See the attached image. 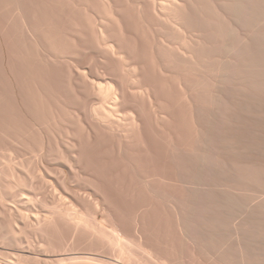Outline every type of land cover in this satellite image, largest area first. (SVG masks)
Instances as JSON below:
<instances>
[{"label": "rangeland", "instance_id": "rangeland-1", "mask_svg": "<svg viewBox=\"0 0 264 264\" xmlns=\"http://www.w3.org/2000/svg\"><path fill=\"white\" fill-rule=\"evenodd\" d=\"M14 263L264 264V0H0Z\"/></svg>", "mask_w": 264, "mask_h": 264}, {"label": "bare ground", "instance_id": "bare-ground-1", "mask_svg": "<svg viewBox=\"0 0 264 264\" xmlns=\"http://www.w3.org/2000/svg\"><path fill=\"white\" fill-rule=\"evenodd\" d=\"M101 88H102V87H101ZM104 89H105V88H104ZM104 89H103V90H104ZM106 89H107V87H106ZM14 264H15V263H14Z\"/></svg>", "mask_w": 264, "mask_h": 264}]
</instances>
